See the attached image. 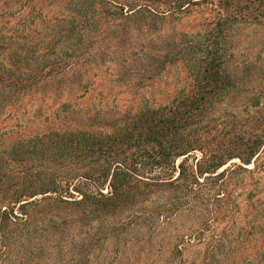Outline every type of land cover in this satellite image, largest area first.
<instances>
[{
  "label": "trees",
  "instance_id": "1",
  "mask_svg": "<svg viewBox=\"0 0 264 264\" xmlns=\"http://www.w3.org/2000/svg\"><path fill=\"white\" fill-rule=\"evenodd\" d=\"M90 1V7L81 2L77 5L79 9L63 19L72 24L61 33L94 26L96 21L100 22L101 15L103 19L116 14L124 17L125 4L132 7L130 16L141 20L145 15L163 17L168 11L180 16L194 6L214 3L221 9L231 0H175L172 5L158 0H140V5L119 0ZM256 1L263 3V0ZM25 3L35 9V0ZM87 7L89 12L84 11ZM220 18L210 20L209 24L216 21L212 31L206 34L203 43L194 47L200 58L190 86L169 102L155 106H143L144 102H140L134 113L124 115L111 132L45 129L1 150L0 233L21 222L23 231L19 239L30 242L26 254L31 258L45 257L41 264H46L53 241L66 253L68 239L74 237L70 229L79 226V241L72 245L68 259L76 260L84 236L85 241L92 239L95 246L101 240L113 238L117 241L116 254L107 264H135L138 245H142L141 252L153 250L157 247L158 232L177 223L180 216H186L191 220L188 231L177 232L176 242L164 264H264V216L237 227L236 215L241 210V202L239 194L235 195L245 175L264 174V99L258 94L246 93L243 96H248L247 100L239 104L242 108L230 105L239 84L223 68L226 62L224 28L229 19ZM63 21L51 23L59 25ZM11 35L6 36L7 42L12 39ZM1 40L0 56L5 52V58L12 59L13 46H4ZM21 46L25 54L35 53L26 42ZM16 60V63L0 60V87L5 91L0 95V115L10 111L19 99L35 95L37 83L62 78L75 68L65 72L49 69L45 74L44 68L32 73L25 66V73L17 69L16 64L21 65V61ZM85 69H74V73ZM68 105L69 102H63L56 110L59 113L45 115L44 119L66 117L63 109ZM72 110L82 112L78 105H73ZM218 110L225 113L224 119L217 117ZM235 110L249 115L246 118H250L251 131L237 134L229 133L233 129L224 131L228 117L237 120ZM92 111L95 113L93 107ZM231 126L242 127L238 122ZM208 134L211 135L206 137ZM224 134L234 139L230 146L225 147L220 138ZM234 158L240 162L231 163ZM179 159L182 160L178 163ZM86 167H90L89 173L82 174ZM56 168L66 169L67 175L57 178ZM76 179L78 184H74ZM39 195H43L42 199L35 198ZM254 195L250 193L245 201L250 203ZM40 204L45 205L38 209ZM262 208L264 215V202ZM33 213L37 214L38 221L32 219ZM136 230L144 232L147 238L125 239V233ZM251 245L253 252L249 249ZM190 247L198 248L200 260L184 258ZM90 252L88 249L80 257L82 264L103 263L98 261L100 248L95 255L89 256ZM61 255L57 257L63 259ZM23 262L24 259L20 264Z\"/></svg>",
  "mask_w": 264,
  "mask_h": 264
},
{
  "label": "rangeland",
  "instance_id": "2",
  "mask_svg": "<svg viewBox=\"0 0 264 264\" xmlns=\"http://www.w3.org/2000/svg\"><path fill=\"white\" fill-rule=\"evenodd\" d=\"M26 1L0 0V40L4 41V46L10 44L14 48L13 55L10 56L12 59L8 57L6 59L7 53L3 52L0 60L16 63L18 58L23 67L16 64L17 69L21 68L25 73H27L25 66L28 72L32 73L37 68H44L45 74L49 69L57 72L59 70L65 72L73 67L86 69L78 73H74V69L69 70L70 72L62 78L58 76L37 83L35 95L19 99L10 111L0 115V151L8 149L12 143L22 137L38 135L45 129L111 132L124 115L134 113L140 102H144L143 106L169 102L181 90L190 86L191 75L200 58L199 51L194 47L203 43L206 34L212 31L216 22L209 24L210 20L219 16L222 19H229L224 28L226 62L223 68L239 84V90L232 95L230 105L242 108L243 105L239 104L247 100L248 96H243L246 93L258 94L264 99V0L261 4L256 0H231L230 3H226L227 7L222 6L221 9H218L217 3L194 6L189 13L180 16L168 11L163 17L145 15L141 20L136 16L131 17L132 7L130 4H125L124 17L116 14L103 19L104 15H101V20L96 21V25L80 28L69 34L61 31L68 28L72 22L63 19L73 13L74 9H79L77 5L81 2L84 6L90 7V0L85 3V0H74L73 3L70 0H35V9L27 6ZM119 1H130L131 4L140 5L138 2L140 0ZM164 1L169 2V5L175 2V0H158L159 3ZM89 7L84 11H88ZM52 20L63 22L55 25L51 23ZM97 24L100 26L97 27ZM7 30L9 32L5 34ZM8 35H11L12 39L7 42ZM23 42L32 46L35 53L32 51L34 54H25L21 49ZM104 46L108 48L102 51ZM86 49L88 51H85ZM91 74L95 76L91 77ZM4 94V89L0 87V95ZM63 102L70 103L63 109L67 116L46 121L45 115L57 112L58 106ZM73 105L82 108V112L80 114L78 111L73 112ZM88 108L91 109L87 111ZM241 111L235 110L237 120L228 117L223 127L224 131L233 129V132L229 133L237 134L247 129L252 130L250 118H246L249 115ZM217 114H219L217 117L222 119L225 113L218 110ZM234 122H238L242 127L232 128L231 123ZM230 137L225 134L220 136L225 147L230 146L228 144L234 141ZM195 154L201 155L200 152ZM181 160L179 159L178 163ZM235 162H240L239 158L231 161V163ZM249 168H252V165ZM89 169L90 167L82 169V174L89 173ZM54 175L60 179L62 175H67V170L56 168ZM76 182L77 179L74 184H78ZM250 193L255 195L249 203L245 201V197ZM235 195H238V201L241 202V210L236 215L237 227H241L250 219H262L264 216L263 172L251 177L245 175ZM42 197L43 195H39L35 198L42 199ZM45 204L38 205V209ZM32 219L37 220V214L33 213ZM190 221L186 216H180L177 223L161 229L156 238L157 247L151 251L141 252L142 245H138L139 254L135 264H154V262L164 264L169 259L172 245L176 242L175 235L177 232L185 234ZM73 228L74 226L70 230L74 237L68 239L69 246L67 251H64L66 253L63 254L53 241L52 251L46 264H82L80 261L83 259L80 257L85 256L88 249L91 250L89 256L95 255L98 248L101 249L98 261L103 262L102 264L110 262L116 254L117 241L113 238L101 240L98 246H95L92 239L88 238L85 241L84 236L80 243L82 247L75 255L76 260L68 259L72 245L75 241L78 244V236L81 234L79 226ZM22 229L23 226L18 221L16 227L12 225L10 229L7 228L0 233V264H20L23 259L24 262L21 264H41L45 258L38 256L31 258L26 254L30 249V242L20 241L19 234ZM93 232L96 233L95 230ZM124 237L135 240L147 238L144 232L138 230L125 233ZM130 243L131 240L128 241V244ZM249 249L253 252V245ZM197 250V247L188 248L184 258L188 261L200 260ZM59 254H62L63 259L57 257Z\"/></svg>",
  "mask_w": 264,
  "mask_h": 264
}]
</instances>
